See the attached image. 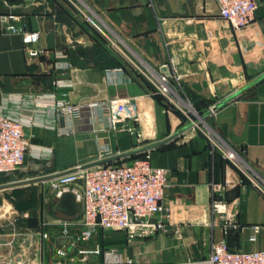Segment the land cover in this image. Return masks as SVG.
I'll list each match as a JSON object with an SVG mask.
<instances>
[{"label":"crops","instance_id":"1","mask_svg":"<svg viewBox=\"0 0 264 264\" xmlns=\"http://www.w3.org/2000/svg\"><path fill=\"white\" fill-rule=\"evenodd\" d=\"M10 12L19 16L20 30H39L40 39L25 43L20 30L0 24V111L23 121L32 144L20 167L0 173V205L8 202L19 212L15 222L0 220V264L6 256L33 264L41 249L45 264L84 256L103 264L106 244L98 235L90 242L82 237V207L78 217L56 211L52 202L58 199L42 179L77 164L126 163L129 156L117 155L166 139L145 152L169 170L164 202L175 223L168 232L118 245L121 255L132 264L207 258L213 237L222 235L223 220L211 208L214 195L236 211L232 247L264 248V0L255 20L239 31L213 0H0V15ZM166 63L195 102H208L206 112L222 104L207 117L243 157L248 174L202 130L178 133L187 124L153 94ZM115 96L138 98L140 139L113 129L100 108L70 117L56 107L58 99L87 103ZM213 183L222 185L216 194ZM34 218L37 224H30ZM65 219L73 222L69 236L62 231ZM256 224L261 229L251 240ZM104 230L111 229L98 231ZM97 247L102 251L92 252Z\"/></svg>","mask_w":264,"mask_h":264},{"label":"built area","instance_id":"2","mask_svg":"<svg viewBox=\"0 0 264 264\" xmlns=\"http://www.w3.org/2000/svg\"><path fill=\"white\" fill-rule=\"evenodd\" d=\"M219 7L220 16L236 31L249 26L255 20V13L259 0H213ZM19 16L15 13L0 15L1 27L7 31L17 32L19 26L16 21ZM25 43H34L40 39L39 30H20ZM69 64L66 63V66ZM65 66V65H64ZM181 75L170 63L164 64L163 70L158 73L156 87L173 107L171 110L180 111L182 121L193 123L192 127L202 130L211 140L214 148L220 149L226 159L233 162L241 171L248 174L243 157L230 146L212 126L203 128L197 121L199 113L192 103H188L181 96L183 87ZM64 84L58 81V85ZM222 104H212L209 115L215 116ZM57 109L70 117L81 114L85 109L100 108L107 114L108 123L113 129L122 127L140 139L141 132L137 125L140 120L139 101L136 96H115L102 100H92L87 103H73L68 99H58ZM192 107V108H191ZM195 116V117H194ZM131 121V124L128 122ZM129 123V124H128ZM32 147L30 137L25 131L23 121L0 111V173H8L20 167L26 153ZM257 187L263 189L262 182L251 177ZM42 182L53 191L54 198L60 199L64 193L72 191L82 204L81 224L84 226L82 237L90 238L99 229L122 230L128 241L139 238H148L160 232H168L175 221L172 217V206L164 201L166 191L170 186L169 170L156 166L151 162L149 153L132 158L126 163L97 162L93 164H77L71 169L44 177ZM214 193L221 191L222 185L213 183ZM215 193V194H216ZM5 202L0 205V220L15 222L19 212ZM211 208L223 220L222 235L213 237L210 254L200 260L166 262L162 264H264V248L245 250L231 247L228 235L239 224L235 219L236 211L229 207L226 201L218 197L212 198ZM73 222L69 219L62 221L64 236H69ZM246 226H242L244 229ZM253 234L251 240H256L261 225H251ZM176 233L180 232L175 227ZM42 238L48 233L41 231ZM15 240H9L12 244ZM42 250V249H41ZM41 250L36 255L33 264H45L41 257ZM97 247L92 252L100 253ZM65 254L64 250H59ZM84 252H88L85 250ZM105 261L103 264H132L131 257H123L118 249L103 250ZM39 255V256H38ZM16 257V256H15ZM6 256L5 263L28 264L26 258ZM69 264H92L84 256L82 259L72 258Z\"/></svg>","mask_w":264,"mask_h":264},{"label":"water","instance_id":"3","mask_svg":"<svg viewBox=\"0 0 264 264\" xmlns=\"http://www.w3.org/2000/svg\"><path fill=\"white\" fill-rule=\"evenodd\" d=\"M208 114H209V111H207L204 114H199V116L197 117L196 120L197 121L205 120V118L207 117ZM205 123H207V125L210 126L208 124V122H206V120H205ZM192 125H193V123L187 124L185 127L180 129V131L178 133L186 130L187 128L191 127ZM174 136L175 135H173L172 137H174ZM172 137H170V138H172ZM167 140L168 139L161 141V142H158V143H154L152 145L144 146L142 148H138L135 150L125 152L121 155H117V158L122 157V156H129V155H132L134 153L145 152L150 148H153L155 146H159V145L165 143ZM52 205H54V208L56 211H59V212L65 214V215H68V216L75 215L76 217H78L80 215V210L82 207L81 202L77 199L76 194L72 191H68V192L64 193V195L60 199H58L55 202H52Z\"/></svg>","mask_w":264,"mask_h":264},{"label":"rangeland","instance_id":"4","mask_svg":"<svg viewBox=\"0 0 264 264\" xmlns=\"http://www.w3.org/2000/svg\"><path fill=\"white\" fill-rule=\"evenodd\" d=\"M181 96L188 103H192L190 95L185 91L184 88H183V91H181ZM192 106L194 107V111L192 110V113H191L193 115L195 113V111L196 112H198V111H197V109H196V107L194 106L193 103H192ZM205 120L211 126V120H209L208 117H206ZM205 120L200 121L199 124L203 128H208V125H207V123H205ZM128 159H130V158H128ZM126 160L127 159H124V160L122 159V160H118V161H116L114 163H125ZM96 235H98V237H100L98 240H100L101 243L106 244L107 247L104 250L117 249L118 245H120V244H123V245L124 244H129L131 242V241H128L127 235L125 234L124 231L117 230V229L116 230L115 229H111V230L98 231L95 235H93V237L87 239V240H89L88 242L92 241L95 238ZM101 249H102V247H101Z\"/></svg>","mask_w":264,"mask_h":264},{"label":"trees","instance_id":"5","mask_svg":"<svg viewBox=\"0 0 264 264\" xmlns=\"http://www.w3.org/2000/svg\"><path fill=\"white\" fill-rule=\"evenodd\" d=\"M154 94V98H156V100L157 101H162V102H165V105L166 106H169V107H173L169 102H168V100L166 99V97L163 95V94H161L160 92H158V91H156L155 93H153ZM189 94V93H188ZM190 97H191V95H190ZM191 100H192V102H193V104H194V106L196 107V109H197V111L200 113V114H204V113H206V104L208 103V102H205L203 99L202 100H200V101H198V102H195V100H193V96L191 97ZM177 112H178V114L180 115V116H182L183 117V115L180 113V111H178L177 110ZM184 118V117H183ZM146 152H140V153H134V154H132V155H129V157L128 158H130V159H132V158H136V157H139V156H142V155H144ZM29 223L31 224H33V225H35V224H37V221H36V219L34 218V219H30V221H29ZM231 234V233H230ZM230 234L228 235V242H229V244H230V246L232 247V245H231V241H230V239H229V237H230Z\"/></svg>","mask_w":264,"mask_h":264},{"label":"bare ground","instance_id":"6","mask_svg":"<svg viewBox=\"0 0 264 264\" xmlns=\"http://www.w3.org/2000/svg\"><path fill=\"white\" fill-rule=\"evenodd\" d=\"M192 108V107H191Z\"/></svg>","mask_w":264,"mask_h":264}]
</instances>
